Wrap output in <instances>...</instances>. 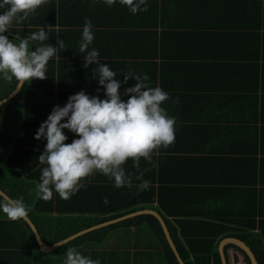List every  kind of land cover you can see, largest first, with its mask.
<instances>
[{
  "label": "crops",
  "instance_id": "obj_1",
  "mask_svg": "<svg viewBox=\"0 0 264 264\" xmlns=\"http://www.w3.org/2000/svg\"><path fill=\"white\" fill-rule=\"evenodd\" d=\"M146 3V12L132 14L119 0L112 7L104 0H52L51 6H42L35 16L17 24L12 35H5L23 38L43 27L49 36L45 43L55 46L57 38L64 40L67 49H59L47 66V74L57 75L55 106L63 107L69 96L81 90L105 99L93 75L96 66L85 68L86 53L79 51L85 17L91 20L95 37L90 49L99 50L102 63L113 71L146 74L150 86L158 85L169 94L170 100L162 106L175 118V141L154 155L157 167L141 160V168L149 169L144 177L153 182L157 194L153 209H138L132 217L158 211L171 236L175 233L187 251L207 249L208 233L222 226H228L223 230L229 233H260L261 224L264 228V0ZM123 78L117 72L116 79L123 82ZM134 84V78L122 84V100L128 99L124 88ZM64 133L66 143L78 138L68 129ZM126 169L135 171L131 161ZM80 251L101 264H167L148 227L118 228L101 244H85ZM228 256L229 264H247L234 248L228 249Z\"/></svg>",
  "mask_w": 264,
  "mask_h": 264
},
{
  "label": "clouds",
  "instance_id": "obj_2",
  "mask_svg": "<svg viewBox=\"0 0 264 264\" xmlns=\"http://www.w3.org/2000/svg\"><path fill=\"white\" fill-rule=\"evenodd\" d=\"M112 7L117 0H104ZM132 14L146 12V0H119ZM52 0H0V79L16 83V90L31 84L33 80L47 78L48 64L58 55V50L67 49L64 40L57 38L56 45L45 43L49 36L45 28L21 38L12 30L29 17L35 16L42 6H51ZM92 23L84 18V27L79 42V51L86 53L83 66L95 65L93 75L104 89L105 99L90 96L84 90L69 96L67 103L53 107L47 119L38 128L35 139L45 140L44 150L38 161L44 165L34 192L39 200L50 201L54 193L63 200H69L97 174L113 181L114 187H133L138 191L147 190L150 181L144 179L148 168H141V160L153 168L154 155L161 148H168L175 141V118L162 106L170 100L169 94L160 86H150L149 77L134 74L129 70L113 71L99 59V50L90 49L94 41ZM8 33L9 35H5ZM15 41V42H14ZM34 46V50H33ZM117 72L123 73V82L116 79ZM134 78L135 84L124 88L122 100L120 89ZM97 88V92L100 91ZM178 103V99L173 101ZM63 121V122H62ZM64 129L78 138L71 143ZM131 161L135 171L126 169ZM103 202L108 203L104 197ZM0 211L9 220H27L31 207L23 197L0 201ZM63 264H101L99 259L82 254L75 247L64 253Z\"/></svg>",
  "mask_w": 264,
  "mask_h": 264
},
{
  "label": "trees",
  "instance_id": "obj_3",
  "mask_svg": "<svg viewBox=\"0 0 264 264\" xmlns=\"http://www.w3.org/2000/svg\"><path fill=\"white\" fill-rule=\"evenodd\" d=\"M56 77L57 75L52 73L47 74L44 80H33L0 109V188L12 199L23 197L25 203L32 209L29 217L42 239L50 245L138 209H153L152 203L157 194L153 182L147 177L143 178L150 181V187L138 191L136 185L140 181L134 180L131 188H116L113 181L102 175L86 181V188H82L69 200L61 199L56 193L47 202L36 198L34 189L44 167L39 163L38 156L44 150L46 141L36 140L34 137L41 123L47 119L55 106ZM15 87L14 80L9 83L0 79V100L9 95ZM104 197L108 198L107 204L103 202ZM2 200L6 199L0 195V201ZM133 226L148 227L162 250L166 263L179 264L159 220L152 214H141L91 230L54 251L44 253L28 223L25 220L11 221L2 211H0V264H63L67 248L75 247L80 251L85 244H101L118 228L129 229ZM222 227L208 233L209 247L198 251L194 249L187 251L173 233L172 238L185 263L222 264L219 242L225 237H237L251 247L258 263L264 264L263 224L260 233H229L223 230L228 226ZM229 248L241 253L245 262L250 264L246 253L232 244L226 246L227 257ZM115 256L118 258V255ZM235 259L238 260L237 255ZM124 264L131 263L127 261Z\"/></svg>",
  "mask_w": 264,
  "mask_h": 264
},
{
  "label": "water",
  "instance_id": "obj_4",
  "mask_svg": "<svg viewBox=\"0 0 264 264\" xmlns=\"http://www.w3.org/2000/svg\"><path fill=\"white\" fill-rule=\"evenodd\" d=\"M16 88V87H15ZM22 89V88H21ZM20 90H16L14 89L9 95H7L6 97H4L3 99L0 100V109L2 106H4L6 103H8L9 101H11L15 96L18 95V93L21 91ZM0 195L2 197H4L6 200L8 199H12V197H10L5 191H3L1 188H0ZM148 212H150L151 214H153L160 222L163 230H164V233H165V236L168 240V243L170 245V247L172 248L179 264H186L185 261L183 260L178 248H177V245L176 243L174 242L171 234H170V231L168 229V226H167V223L164 219V217L156 210H148ZM137 212H133V213H128L126 215H123L117 219H114V220H110V221H107V222H103V223H100L98 225H95V226H92L88 229H85V230H82L66 239H63L61 241H58L52 245H48L46 242H44V240L42 239L36 225L34 224V222L32 221V219L30 217H28V219L26 220V222L29 224V226L31 227L32 231L34 232V235L38 241V244H39V247L40 249L43 251V252H50V251H53L55 249H57L58 247L62 246L63 244L67 243L68 241H70L71 239H73L74 237L82 234V233H85L89 230H93V229H96V228H100V227H103V226H107L109 224H112V223H115V222H118V221H121V220H124V219H127V218H130L132 216H134ZM228 244H232V245H235L237 247H239L240 249H242L246 255L248 256L249 260H250V264H259L258 263V260L254 254V252L252 251V249L250 248V246H248L243 240L237 238V237H225L223 238L220 243H219V253H220V257H221V263L222 264H229L228 262V257L226 255V246Z\"/></svg>",
  "mask_w": 264,
  "mask_h": 264
}]
</instances>
